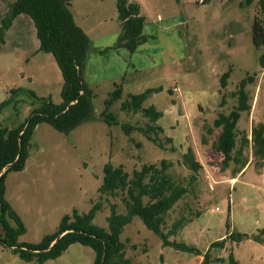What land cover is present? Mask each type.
<instances>
[{
	"label": "rangeland",
	"instance_id": "rangeland-1",
	"mask_svg": "<svg viewBox=\"0 0 264 264\" xmlns=\"http://www.w3.org/2000/svg\"><path fill=\"white\" fill-rule=\"evenodd\" d=\"M127 1L137 3L145 18L146 41L134 53L117 47L121 30L117 0L70 1L74 21L90 41L83 77L93 92L94 118L69 134L47 123L35 128L24 170L10 172L5 180V199L25 227L19 241L38 244L57 230L65 215L85 214L96 203L101 208L92 224L107 230L110 205L115 204L119 214L125 210L118 198L98 193L104 165L122 167L132 178L144 164L165 161L166 174L187 189L165 216L164 232L177 220L183 221L169 240L203 254L212 242L231 233L243 234L238 243L227 240L223 249L212 248V260H223L212 264H228L230 253L238 264H264V234L259 231L264 228V161L254 155L251 141L252 129L264 125V68L258 63L263 49L255 48L251 39L256 1L243 7L244 0ZM29 22L25 26L16 21L2 35L0 104H5L0 108V126L9 129L25 123L42 104L38 99L48 98L53 104L62 100L60 70L51 54L39 51ZM228 70L226 86L221 87L219 79ZM253 74L254 81L246 87L251 108L237 124L239 137L244 133L248 140L243 150L246 165L238 175L232 163L222 168V156L213 147L220 129L213 122L235 107L238 83ZM115 85L122 87L121 99L110 108L117 123L107 125L100 115ZM147 89H160L142 107L152 105L161 113L156 125L162 132L154 136L162 147L140 131L149 122L141 111H120L128 95ZM123 124L133 128L128 135ZM188 148L202 166L193 182L190 178L195 174L182 164ZM257 235L263 242L254 240ZM120 240L131 264H200L202 260L192 252L162 246L159 236L138 217L124 226ZM94 257L91 248L77 243L43 264H92ZM0 264L37 263L22 261L0 244Z\"/></svg>",
	"mask_w": 264,
	"mask_h": 264
},
{
	"label": "trees",
	"instance_id": "trees-1",
	"mask_svg": "<svg viewBox=\"0 0 264 264\" xmlns=\"http://www.w3.org/2000/svg\"><path fill=\"white\" fill-rule=\"evenodd\" d=\"M70 1L14 0L8 5L7 12L0 20L1 46L4 43L2 35L12 25L14 19L19 15L28 16L40 44L39 51L52 55L62 76L61 103L53 104L48 98L38 99L33 92H30L33 99L42 100L40 107L35 108L25 123L16 128L0 126V228L2 231L0 244L9 248L22 261H36L37 264L57 259L71 245L77 243L94 251L92 264H131L125 257V244L121 242L120 235L124 226L130 223L133 217H138L148 230L159 236L162 246L202 256L200 264L223 261L212 260L211 249H223L227 240L238 243L244 238L243 234L231 233L223 239L214 241L207 251L201 254L194 247L169 240L170 236H175L183 227L182 220H177L167 232H164L166 214L187 192L186 187L175 183L166 174L169 165L165 161L159 164H144L140 170L133 172L132 178H129L122 167H113L109 163L104 165L103 179L98 193L101 196L118 198L125 210L124 214H119L116 205H110V215L106 219L107 230L92 224L96 211L101 208V204L96 203L85 214L79 215L73 211L72 215H65L57 230L53 234L44 236L38 244L19 241V237L25 233V227L5 199V180L10 172L24 170L28 156L27 149L35 128L41 123H47L58 132L69 134L83 122L94 118L93 92L86 85L83 77L90 41L86 33L76 25L69 9ZM253 1H256V11L251 27V39L255 48L263 49L258 63L264 68V0H244L240 6H249ZM116 9L121 29L117 38V47L134 53L138 45L146 41L142 34L145 18L140 15L137 3L117 0ZM255 76L256 74L246 75L238 83L235 107L227 115L219 114L213 122L214 127L220 129L213 144L214 150L222 156V168L226 169L232 163L235 166L233 173L236 174H240L246 165L243 150L248 143L244 133L239 137L237 124L241 114L248 113L251 108L246 87L254 81ZM228 77L229 70L219 79L221 87L226 86ZM159 90L147 89L139 94L128 95L127 99L121 102L120 111L125 113L141 111L149 122L145 128H140V131L148 140L162 147L161 142L159 143L158 138L154 136L157 131L162 132V129L156 125L161 113L152 105L147 108L142 107L147 97ZM121 97L122 87L115 85L114 90L105 100V108L100 115L107 125L117 123L110 108ZM4 104L1 103L0 108ZM122 129L127 135L133 130L128 124H123ZM251 134V141L255 146L254 155L260 161H264V125L253 128ZM182 164L195 174L190 178V182H193L202 166L195 159L191 148L183 154ZM226 225L229 227L228 223ZM259 231L264 234V228ZM254 240L263 242L258 235ZM227 260L228 264H238L231 253Z\"/></svg>",
	"mask_w": 264,
	"mask_h": 264
},
{
	"label": "crops",
	"instance_id": "crops-1",
	"mask_svg": "<svg viewBox=\"0 0 264 264\" xmlns=\"http://www.w3.org/2000/svg\"><path fill=\"white\" fill-rule=\"evenodd\" d=\"M14 0H0V20H1V18L5 15V13L7 12V9H8V5L10 4V3H12ZM16 21H17V23L19 22H21V23H23L25 26H26V23L28 22V23H30L29 21H30V18L28 17V16H26V15H19V16H17L15 19H14V21H13V24L14 23H16ZM27 23V24H28ZM31 25V24H30ZM35 30V29H34ZM239 175V174H238Z\"/></svg>",
	"mask_w": 264,
	"mask_h": 264
},
{
	"label": "built area",
	"instance_id": "built-area-1",
	"mask_svg": "<svg viewBox=\"0 0 264 264\" xmlns=\"http://www.w3.org/2000/svg\"><path fill=\"white\" fill-rule=\"evenodd\" d=\"M206 0H198V3L203 4Z\"/></svg>",
	"mask_w": 264,
	"mask_h": 264
}]
</instances>
